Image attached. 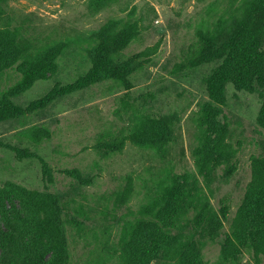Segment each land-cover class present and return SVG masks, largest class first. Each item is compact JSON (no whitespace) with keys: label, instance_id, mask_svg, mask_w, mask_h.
I'll list each match as a JSON object with an SVG mask.
<instances>
[{"label":"rangeland","instance_id":"374dc122","mask_svg":"<svg viewBox=\"0 0 264 264\" xmlns=\"http://www.w3.org/2000/svg\"><path fill=\"white\" fill-rule=\"evenodd\" d=\"M259 67L264 0H0L2 264H264Z\"/></svg>","mask_w":264,"mask_h":264},{"label":"trees","instance_id":"16d2710c","mask_svg":"<svg viewBox=\"0 0 264 264\" xmlns=\"http://www.w3.org/2000/svg\"><path fill=\"white\" fill-rule=\"evenodd\" d=\"M231 50H232V53H234V54L236 53V58H244L245 61H247V62H250L253 60L257 61V62H262V60H263V54L258 51V47L257 46L255 47L249 43H247L246 45H242V46H231L230 51ZM259 73H260L259 81L262 82V80L264 79V70H262L261 67H259ZM39 78L47 79L50 77L49 76H46V77L40 76L38 78H35V80H32L29 83H26L23 87L19 88L17 91H14V93H12L11 97L18 96L21 93L30 89L33 86V84L35 83V81L36 80L38 81ZM79 85L80 84L78 81L75 83L66 85V86L55 85L54 88L50 92H48L46 95H44L43 97H41L39 99L31 101L30 104H28L29 105L28 108L29 109L33 108L31 106L33 103H36L37 105L40 104L41 103L40 100H42L44 98L46 100H52L53 98H55L59 95H63L65 93L71 92V91L75 90ZM11 100L7 101L5 99L0 106V107L4 108L5 111H7V113H1L0 114V115H3L4 118L19 116V115L23 114L25 111L24 109H23L24 111L22 109H19L17 107V105L14 104ZM263 116H264V109L262 112V117L260 118V123L262 125H264ZM12 150L15 151L16 156L18 158H22L24 156L25 157H29V156L32 157L31 154H28V155L24 154V151H22V149L19 147H12ZM45 174L48 175L46 172H45ZM169 202L171 203V206H172V204L174 205V203L176 201L168 199L167 200L168 205H169ZM165 203H166V200H165ZM256 204L259 205V207L261 205H263V206H261L259 210L253 212V214L251 216L252 217L251 218L252 219V226L249 229H250V232L254 234V236L256 235L255 238L257 239V241L260 244H264V217H263L264 216V210H263L264 209V193H260V196H257V203ZM248 205H249V203H248ZM193 206H195V205L190 204L188 207L190 210L193 211V210H195V207H193ZM212 213H214V211ZM212 213L206 217L204 212H202V213L196 212L195 216H193L187 222L193 224L194 226L196 223V225H198L199 230H201V233H203V234L209 233L210 234L209 237L214 240V239H216L215 237L218 234V230L220 229V227H222V221H221V216H218L216 214H214L212 216ZM154 219H156V221H153ZM157 219H158L157 216H155V218H149V220L146 221V231H151V230H154L156 228L161 227L162 222L159 223L160 218L158 221H157ZM148 221H151L150 224L148 223ZM257 223L259 225H256ZM167 226L168 225L162 226V229H165ZM188 226H189V224H186V227H188ZM246 234H249L248 230L246 231L245 235ZM249 235H251V234H249ZM263 251H264V249H263ZM191 252H193L195 254L199 253L198 249H194V248L191 249ZM182 253L185 254L186 253L185 250ZM39 262H41V264H44V263H42V261H39ZM2 263L3 262L0 261V264H2Z\"/></svg>","mask_w":264,"mask_h":264}]
</instances>
